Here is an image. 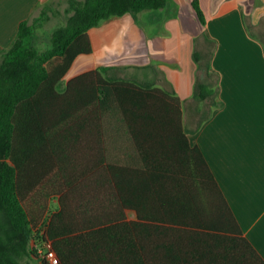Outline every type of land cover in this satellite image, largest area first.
I'll return each instance as SVG.
<instances>
[{"label":"crops","instance_id":"1","mask_svg":"<svg viewBox=\"0 0 264 264\" xmlns=\"http://www.w3.org/2000/svg\"><path fill=\"white\" fill-rule=\"evenodd\" d=\"M49 1L0 0V53L10 48L20 24L33 21ZM193 1L198 2L204 24ZM88 35L92 53L79 56L62 78L57 87L61 103L45 105L48 140L28 144L31 171L45 177L38 193L49 195L42 230L60 213L62 201L81 209L77 216L82 221L151 223L139 218L136 207L146 212L152 201V161L159 167L173 163L170 174L166 168L154 170L166 186H159L164 194L155 198L163 213L164 195L179 194L183 183L195 195L198 192L194 168L184 163V157L198 149L242 238L264 261V0H169L157 11L103 21ZM195 55L199 66L193 62ZM185 66L189 79L182 77ZM101 68L109 69L100 74L104 79L178 97L186 139L149 136L145 122L132 131L115 113L102 115L95 79L101 78ZM88 74L93 75L69 87ZM198 84L214 94L200 100ZM61 117L65 122L54 128ZM207 197L199 191L197 200L205 205ZM212 211L216 212L209 209L208 217L216 218ZM137 239L135 233L127 234L126 253L128 242L133 245Z\"/></svg>","mask_w":264,"mask_h":264},{"label":"trees","instance_id":"2","mask_svg":"<svg viewBox=\"0 0 264 264\" xmlns=\"http://www.w3.org/2000/svg\"><path fill=\"white\" fill-rule=\"evenodd\" d=\"M168 1L68 0L66 24L53 31L52 46L40 51L35 39L37 29L49 19L46 4L37 19L20 24L10 48L0 53V264H28L26 259H38L32 242L50 244L59 264H264L253 246L242 238L198 149L191 150L182 161L194 168L198 192L195 195L192 187L183 183L185 188L179 194L174 193L171 198L164 195L163 213L155 198L164 194L159 186L164 189L166 186L154 170L166 168L170 174L173 163L166 161L159 167L152 161L148 172L149 184L156 185L149 190L152 201L146 212L136 207L139 218L151 223L110 225L86 218L82 221L77 216L81 209L62 201L60 213L54 214L42 230L49 195L38 193L45 177L31 171L27 154L29 143L48 140L45 105L61 103L57 87L62 78L79 56L92 53L90 30L111 18L163 9ZM192 6L204 24L198 2L193 1ZM194 57L198 62L197 55ZM108 70L101 68L97 71L101 78H95L99 83L102 115L115 113L132 131L140 121L145 122L149 136L185 138L178 97L161 89L104 79L100 74ZM92 75L82 76L69 87ZM196 93L200 100H205L214 91L198 84ZM63 120L64 117L58 118L54 128ZM119 179L123 182L122 176H116L117 182ZM199 191L208 196V204L197 200ZM209 209L216 210L212 211L216 218L208 217ZM158 221L167 223H154ZM128 233H135L138 239L133 245L128 242L130 250L126 253Z\"/></svg>","mask_w":264,"mask_h":264},{"label":"rangeland","instance_id":"3","mask_svg":"<svg viewBox=\"0 0 264 264\" xmlns=\"http://www.w3.org/2000/svg\"><path fill=\"white\" fill-rule=\"evenodd\" d=\"M79 1H83V0H79ZM68 9H69L68 0H50L47 3L46 10L48 12L49 19L47 21H44L43 24L40 25V27L37 29V35L35 39L36 47L40 51L46 50L52 46L51 35L55 29L62 27L66 24V20L68 17V13H67ZM39 15H40V10L37 11L34 18L37 19ZM193 62L199 66L195 58L193 59ZM168 73L169 74L171 73L173 77L172 72L168 71ZM190 75L191 73L190 74L188 73L187 66H185V70L184 73L182 74V77L185 79H189ZM33 248H35V251L38 254V259L37 260L26 259L25 262L28 264H41L42 259L40 258L38 251L41 250L43 253H45L47 251V248L45 246L43 247L41 244L40 245L38 244V247H35L34 244Z\"/></svg>","mask_w":264,"mask_h":264},{"label":"built area","instance_id":"4","mask_svg":"<svg viewBox=\"0 0 264 264\" xmlns=\"http://www.w3.org/2000/svg\"><path fill=\"white\" fill-rule=\"evenodd\" d=\"M43 244L47 248V251L45 253H43L41 250L38 251L42 261H46L48 264H59V259L56 253L51 249L50 244L48 243H43Z\"/></svg>","mask_w":264,"mask_h":264}]
</instances>
